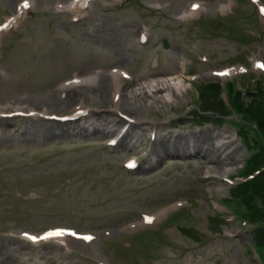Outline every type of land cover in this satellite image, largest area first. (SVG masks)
<instances>
[{"label": "rangeland", "instance_id": "rangeland-1", "mask_svg": "<svg viewBox=\"0 0 264 264\" xmlns=\"http://www.w3.org/2000/svg\"><path fill=\"white\" fill-rule=\"evenodd\" d=\"M18 1L0 0V25ZM30 1V12L0 36V113L10 116L0 120V264H101L98 253L107 264H262L252 234L225 202L247 156L240 127L232 118L193 115L205 108L201 84L237 80L238 89L256 95L259 88L264 99V70L254 68L264 62V0H93L78 16L57 11L72 0ZM194 2L201 3L199 15L180 20ZM113 69L130 75L120 80L127 95L120 102ZM226 69L235 74L215 75ZM90 75L94 82L61 90ZM179 78L185 90L170 102L164 91L153 95L157 103L139 94L142 86ZM133 91L139 95L130 100ZM81 103L103 111L100 122L118 114L114 132L58 121ZM17 108L39 116H19ZM121 115L134 123L124 144L112 148L108 139L124 126ZM221 154L229 166L215 162ZM130 155L141 162L134 172L124 166ZM168 208L142 224L143 215ZM55 227L101 238L96 247H65L18 234Z\"/></svg>", "mask_w": 264, "mask_h": 264}, {"label": "trees", "instance_id": "trees-1", "mask_svg": "<svg viewBox=\"0 0 264 264\" xmlns=\"http://www.w3.org/2000/svg\"><path fill=\"white\" fill-rule=\"evenodd\" d=\"M204 90L215 94L216 98H220V86L213 84L205 87ZM241 95L242 93L238 92L235 106L239 113L242 114L243 123L247 126V129L255 133L257 140L251 139L247 131L240 132L249 152H251L245 160L240 175L248 176L255 170H261V173L253 180L231 188V202L245 203L247 206L246 217L251 222L257 224L256 228L252 231L254 244L264 249V102L259 99V96H255L251 103L245 107V104L242 103ZM220 104L222 111H225L222 102ZM206 111L212 110L206 107ZM226 114L228 113L226 112Z\"/></svg>", "mask_w": 264, "mask_h": 264}, {"label": "bare ground", "instance_id": "bare-ground-1", "mask_svg": "<svg viewBox=\"0 0 264 264\" xmlns=\"http://www.w3.org/2000/svg\"><path fill=\"white\" fill-rule=\"evenodd\" d=\"M28 5V3H25ZM24 4V5H25ZM71 8L73 9L72 5H71ZM27 9V7L23 6L22 7V11L25 12V10ZM65 11H72L70 8H64ZM18 12V10H17ZM23 12V13H24ZM19 15V13H18ZM16 22V20H15ZM14 22V23H15ZM121 73L119 71H113L111 73V76L115 79V81L117 82L119 80V75ZM76 79H83L82 82H94L96 78L90 76V77H84V78H74V80ZM161 83H158L157 85H154V87H152V90L151 88H149L148 86H142L141 88V93H139L140 95L144 96V97H152L154 102L157 103L159 101V99H157L156 97H153V95L156 93H159L160 91H164L166 92L165 96H164V101L165 102H170L171 99L173 98V95H174V92H177V91H183L185 90V82L182 80V79H168L166 81H160ZM72 85H64V87L62 89V91H66L67 89H69V87H71ZM107 88V84H105L104 82H102L100 84V86L97 87V89L99 90V92H101V94H103V92L105 91V89ZM149 88V89H148ZM138 93L136 94L135 91L132 92V97L130 98V100H132L134 97H138L137 95H139ZM124 96V95H123ZM123 96H121L120 98V101L123 99ZM127 95H125L124 97L126 98ZM119 101V102H120ZM83 103H81L82 105ZM82 109V108H80ZM87 116L85 120L86 123H88L89 127H94V128H102L104 130H108L109 132H112V130L110 128L111 124H113L114 121H116V119L114 118L112 121H110L109 123H99V121L95 120V115H96V112L93 111V110H90V109H87ZM108 132V133H109ZM222 147V146H220ZM220 149V148H218ZM211 154H209L210 156ZM229 159L230 157H223L222 154L220 156H217L216 159H215V162L221 166H229ZM79 238V237H77ZM77 238H69L67 239V241H71V240H74V239H77ZM91 242L90 245H95L94 243H96L95 241H93L92 239L91 240H85V242Z\"/></svg>", "mask_w": 264, "mask_h": 264}, {"label": "snow or ice", "instance_id": "snow-or-ice-1", "mask_svg": "<svg viewBox=\"0 0 264 264\" xmlns=\"http://www.w3.org/2000/svg\"><path fill=\"white\" fill-rule=\"evenodd\" d=\"M24 6L27 7L28 5L25 4ZM130 166H131V165H130ZM148 222H151V220L149 219ZM63 234H64V233L61 232V231L50 232V233H48L47 236L44 237V238H47L48 236H60V235H63ZM26 235H27V234H26ZM71 235H76V234H75V233H71ZM31 239L35 240V239H37V238H36V237H31ZM83 239H85V240H91L92 237H90V236H85V237H83Z\"/></svg>", "mask_w": 264, "mask_h": 264}]
</instances>
